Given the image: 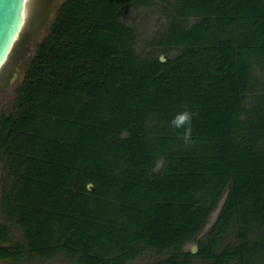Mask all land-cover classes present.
<instances>
[{"label": "trees", "instance_id": "obj_1", "mask_svg": "<svg viewBox=\"0 0 264 264\" xmlns=\"http://www.w3.org/2000/svg\"><path fill=\"white\" fill-rule=\"evenodd\" d=\"M155 2L164 62L122 21ZM26 64L0 116V261L264 264V0H65Z\"/></svg>", "mask_w": 264, "mask_h": 264}, {"label": "rangeland", "instance_id": "obj_2", "mask_svg": "<svg viewBox=\"0 0 264 264\" xmlns=\"http://www.w3.org/2000/svg\"><path fill=\"white\" fill-rule=\"evenodd\" d=\"M64 0H31L29 3V12L27 14L26 25L16 42L15 48L9 56L10 58L0 71V116L9 114L13 111L16 90L20 86L22 78L27 70L26 60L34 53L39 43L49 32L51 23L56 15L57 9ZM162 2L126 11L122 21L132 26L136 32L135 50L141 56H157L164 58L165 61L171 57L162 52V46L159 45L160 38L167 26L169 12ZM193 21V20H192ZM191 21V22H192ZM217 211L209 218L203 231L197 239H201L208 232L215 221ZM1 222V220H0ZM14 240L23 242L20 230L13 227ZM196 248V244L190 243L185 249ZM163 256H156L152 252H146L140 258L130 264H155ZM0 264H13L8 261H0ZM22 264H75L67 261L63 257H57L51 261H40L38 258L29 259L28 257ZM192 264H200L195 261Z\"/></svg>", "mask_w": 264, "mask_h": 264}, {"label": "water", "instance_id": "obj_3", "mask_svg": "<svg viewBox=\"0 0 264 264\" xmlns=\"http://www.w3.org/2000/svg\"><path fill=\"white\" fill-rule=\"evenodd\" d=\"M30 2L31 0H0V71L10 58L26 25ZM160 60L165 61L164 58ZM224 198L216 210L217 213ZM192 250L195 252L196 248Z\"/></svg>", "mask_w": 264, "mask_h": 264}, {"label": "clouds", "instance_id": "obj_4", "mask_svg": "<svg viewBox=\"0 0 264 264\" xmlns=\"http://www.w3.org/2000/svg\"><path fill=\"white\" fill-rule=\"evenodd\" d=\"M193 113L188 111L186 108L184 111L177 113L170 121V125L175 129L183 128L184 131L181 135V139L185 146H191L195 143L192 139L191 120Z\"/></svg>", "mask_w": 264, "mask_h": 264}, {"label": "flooded vegetation", "instance_id": "obj_5", "mask_svg": "<svg viewBox=\"0 0 264 264\" xmlns=\"http://www.w3.org/2000/svg\"><path fill=\"white\" fill-rule=\"evenodd\" d=\"M64 1H65V0H64ZM64 1H63V2H64ZM63 2H62V3H63ZM62 3H61V4H62ZM61 4H60V5H61Z\"/></svg>", "mask_w": 264, "mask_h": 264}]
</instances>
